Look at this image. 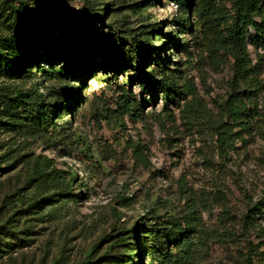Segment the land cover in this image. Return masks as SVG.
Listing matches in <instances>:
<instances>
[{"label": "rangeland", "instance_id": "374dc122", "mask_svg": "<svg viewBox=\"0 0 264 264\" xmlns=\"http://www.w3.org/2000/svg\"><path fill=\"white\" fill-rule=\"evenodd\" d=\"M233 1L219 0V8L232 10ZM178 15L169 0H0V60L17 67L0 71V95H23L30 105L25 116L0 103V264H157L151 263L146 231L180 210L181 185L195 198L205 195L210 204L201 216L210 227L218 226L221 212L210 210L217 189L238 218L246 196L260 198L264 91L254 100L249 134L235 127L237 149L223 154L215 134L228 120L220 107L234 94L233 61H213L195 45L192 31L178 35ZM150 25L152 39L160 41L146 48L143 72L103 53L84 56L89 69L69 70L67 54H48L70 31L86 51L90 29L108 39L116 28L136 36ZM42 31L47 35L40 38ZM248 32L247 49L264 83V47L254 49L256 34ZM115 39L121 40L118 33ZM178 42L187 44V52L175 49ZM152 57L163 67L179 65L187 76L192 94L180 108L165 109L160 94L152 101L144 73L155 70ZM122 88L134 95L131 114L118 107ZM46 105L55 111L50 126L41 124ZM257 220L248 239L261 254L253 262L264 264V208ZM237 260L234 245L214 243L198 264Z\"/></svg>", "mask_w": 264, "mask_h": 264}, {"label": "trees", "instance_id": "16d2710c", "mask_svg": "<svg viewBox=\"0 0 264 264\" xmlns=\"http://www.w3.org/2000/svg\"><path fill=\"white\" fill-rule=\"evenodd\" d=\"M45 0H40L44 2ZM179 10L177 21L178 35L191 32L195 45L205 51L213 61H219L222 57H229L233 61L235 72L233 93L220 107L221 113L227 122L221 121L216 131V142L221 152L236 151V142L240 140L238 133H234L235 127H241L242 131L249 134L250 122L256 116L254 100L264 91V83L261 81L262 68L259 63L254 64L251 60L246 45V38L249 36V29H252L256 37L251 39L254 49L264 47V0H234L232 10L219 8V0H169ZM96 18V16H95ZM91 18H89L90 20ZM91 21V20H90ZM193 21V23H191ZM193 24V30L190 25ZM192 26V25H191ZM155 27H140L139 32L128 28L114 29L112 36L105 39V35L97 34L94 29L88 30V40L85 42L88 49H82V42L77 43L73 35L75 32L65 33V40L62 44L56 45L53 53L49 56H62L67 54V66L82 67L89 69L90 65L84 61L85 55L105 54L113 57L123 68L134 66L136 71H142L144 62L147 61L149 53L146 51L150 45L160 41V38L152 39L156 33ZM40 38L47 35L46 32H39ZM116 33L121 40L115 39ZM82 35V33L77 34ZM115 40H114V39ZM131 41L132 46H125ZM186 43H177L176 50H186ZM183 52V51H182ZM24 60L30 59L28 47L24 49ZM189 54V53H188ZM151 64L156 63L155 70L145 71L146 79L152 85V93L156 99L158 94L167 109L168 104H175L179 107L181 100H187L192 94V86L188 83L187 76L180 71L179 65L176 69L163 67L155 58L150 59ZM151 65V66H152ZM67 68V67H65ZM17 67L10 63L4 64L0 60V71L12 73ZM64 70V69H63ZM118 107L123 113L131 114L136 105L134 95L130 90L120 89ZM70 95V97H76ZM15 98L9 94L0 95L1 105L8 107L10 111L17 114L29 115L30 105L23 95ZM177 101V102H176ZM52 106H45L42 112L41 124L44 126L53 125V118H50L55 111ZM180 108V107H179ZM139 113L135 114L138 117ZM232 121V123L230 122ZM244 142V140H243ZM142 161L147 163L145 158ZM178 205L184 200L180 210L168 218L157 219L154 228L146 231L145 243L149 247L148 254L151 256V263L157 264H198L200 259L205 257L214 243H226L236 247L238 253V264H255L253 257H260L257 247L248 239L250 231L258 225L257 213L264 208V190L260 198L254 202L253 198L246 196L245 212L239 218L231 214L229 202L222 189H217L211 196L213 199L211 209H220L221 212L216 221L218 226L210 227L202 220V210L209 207L205 195L195 198L190 190L181 185L178 189ZM240 229H237V225ZM121 239L112 244L118 246ZM243 244H246L243 246Z\"/></svg>", "mask_w": 264, "mask_h": 264}]
</instances>
